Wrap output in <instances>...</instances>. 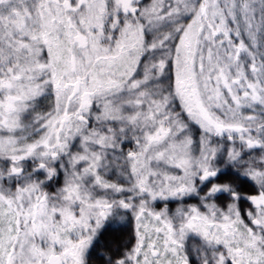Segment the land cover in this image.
<instances>
[{
    "label": "snow or ice",
    "instance_id": "obj_1",
    "mask_svg": "<svg viewBox=\"0 0 264 264\" xmlns=\"http://www.w3.org/2000/svg\"><path fill=\"white\" fill-rule=\"evenodd\" d=\"M106 223L102 264H264V0H0V264H90Z\"/></svg>",
    "mask_w": 264,
    "mask_h": 264
},
{
    "label": "trees",
    "instance_id": "obj_2",
    "mask_svg": "<svg viewBox=\"0 0 264 264\" xmlns=\"http://www.w3.org/2000/svg\"><path fill=\"white\" fill-rule=\"evenodd\" d=\"M192 137L194 140L197 139V137L200 135V129L197 125L191 124L189 128ZM122 148L127 151L129 148L132 147V144L130 141H125L122 143ZM26 167L29 169L32 166L31 161L25 162ZM218 165L221 166V172L218 173V175H234V170L230 168L223 167L222 159L218 161ZM110 175V174H109ZM110 178H115L113 174L110 175ZM63 184V176L59 173L52 181L48 182L46 185V190L50 192H54L56 188L62 186ZM238 190L242 193H253L256 191V186L254 183H252L250 180H248L245 177H238V183H237ZM201 190H205V185L200 186ZM218 196L221 199H227L226 194H218ZM185 204H195L198 203V197L191 196V197H185L182 201ZM181 201L177 200H168V201H156L155 207L157 209L164 207L165 204H167L168 208L172 211L176 209L178 204H180ZM239 207L241 210H245L248 208V201L241 198L239 201ZM126 222L122 225L121 230L119 234L115 237L119 241V246L115 250L119 253H123V251L126 250L127 247L131 246V244L134 242V221L132 219L131 213H126ZM113 239L112 232H111V225L110 223H106L104 227L101 228L100 232L98 233L97 237L94 239L92 246L89 248V261L90 264H102V253L109 252V254L113 253V249L108 244V241ZM192 264H197L195 256L191 257Z\"/></svg>",
    "mask_w": 264,
    "mask_h": 264
},
{
    "label": "rangeland",
    "instance_id": "obj_3",
    "mask_svg": "<svg viewBox=\"0 0 264 264\" xmlns=\"http://www.w3.org/2000/svg\"><path fill=\"white\" fill-rule=\"evenodd\" d=\"M38 108L41 109V110L46 108V104H45L43 99L40 101V103L38 105ZM198 140H199V136L197 137V139L195 141H198ZM60 174L63 176V172L62 171L60 172ZM111 174H113L114 176L116 175L114 170L112 172H110V175Z\"/></svg>",
    "mask_w": 264,
    "mask_h": 264
}]
</instances>
